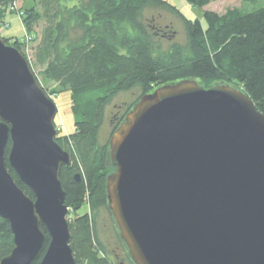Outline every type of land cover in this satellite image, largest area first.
<instances>
[{"label":"water","instance_id":"water-1","mask_svg":"<svg viewBox=\"0 0 264 264\" xmlns=\"http://www.w3.org/2000/svg\"><path fill=\"white\" fill-rule=\"evenodd\" d=\"M57 112L24 54L0 36V217L14 235L0 264H32L42 226L50 241L40 264L76 263L60 180L72 158L57 142ZM110 157L109 208L135 264H264V114L243 91L162 86L114 132Z\"/></svg>","mask_w":264,"mask_h":264},{"label":"trees","instance_id":"trees-1","mask_svg":"<svg viewBox=\"0 0 264 264\" xmlns=\"http://www.w3.org/2000/svg\"><path fill=\"white\" fill-rule=\"evenodd\" d=\"M18 1L26 0H0V13ZM34 1L40 2V9H25L22 21L31 41H37L33 55L36 66L24 56L39 82L37 68L47 84L71 93L75 132L58 136L57 142L72 158L70 166L62 167L60 180L66 192L65 205L77 214L70 220L75 264H135L121 236L125 258L111 257L96 225L100 211L111 214L107 181L115 168L110 141H101L107 109L118 95L139 90L133 105L113 115L112 138L142 97L165 85L196 81L207 88L230 85L239 89L264 114V4L249 11L230 9L224 14L205 11L204 26L198 19L186 18L166 0ZM211 1L218 0H188L200 8ZM242 1L253 5L260 2ZM169 14L182 22L183 41L172 39L176 32L159 20ZM40 24L37 39L34 28ZM22 44L17 40L15 48L21 51ZM10 149L11 141L6 158ZM7 169L35 200L8 160ZM85 206L89 211L79 214ZM42 230L46 241L32 264H40L49 245L45 227ZM13 248L10 224L0 217V261Z\"/></svg>","mask_w":264,"mask_h":264},{"label":"rangeland","instance_id":"rangeland-1","mask_svg":"<svg viewBox=\"0 0 264 264\" xmlns=\"http://www.w3.org/2000/svg\"><path fill=\"white\" fill-rule=\"evenodd\" d=\"M171 5L175 6L186 18L190 20H200L204 26L206 22L204 20L205 11H214L219 14H224L227 10L230 9H243V10H252L254 7H259L264 4V0L256 5L251 3H243L242 0H218L211 1L206 7L200 8L198 6L191 5L188 0H166ZM40 2L34 0L18 1L15 4L11 5L4 12L0 13V36L1 38L7 40L8 45L15 47L16 41L19 40L23 44L21 45V52L27 57L29 62L35 65L34 60V47L37 44V41H31L29 32L25 28L22 21V12L25 9L39 7ZM162 25L164 27L171 26L172 30L175 31L176 35L174 38L175 41H183L185 38V33L183 29L182 22L176 18L174 15H164L162 19L160 18ZM42 24L34 28V32L37 36V39L40 37ZM170 31V30H169ZM36 66V65H35ZM37 68V67H36ZM38 74L40 84L44 87L49 97L54 101L58 107L57 115L54 119V124L58 130V136H63L75 132V122L72 113V100L71 93L69 91L60 92V89L55 86L53 83L47 84L40 73V69H36ZM216 86V85H215ZM139 90H134L127 93H122L118 95L113 103L107 109V120L101 131V141L102 143H107L111 140V134L113 130V124L111 123L113 115L119 114L120 110L123 111V108L133 105L139 97ZM70 211V210H69ZM89 209L87 206L83 207L79 211V214H84ZM75 212L70 211L69 221L76 217ZM96 225L98 232L104 243L105 247L110 253V256L125 258L127 253L125 247L121 243L120 231L114 221V218L111 216L108 210H102L97 214ZM129 264V263H127Z\"/></svg>","mask_w":264,"mask_h":264}]
</instances>
